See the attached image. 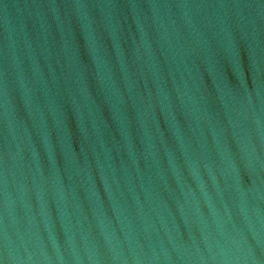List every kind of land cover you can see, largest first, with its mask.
<instances>
[{
	"label": "water",
	"instance_id": "obj_1",
	"mask_svg": "<svg viewBox=\"0 0 264 264\" xmlns=\"http://www.w3.org/2000/svg\"><path fill=\"white\" fill-rule=\"evenodd\" d=\"M0 264H264V0H0Z\"/></svg>",
	"mask_w": 264,
	"mask_h": 264
}]
</instances>
